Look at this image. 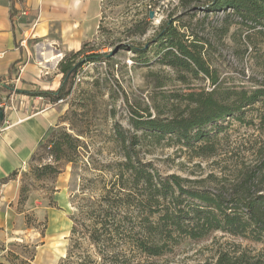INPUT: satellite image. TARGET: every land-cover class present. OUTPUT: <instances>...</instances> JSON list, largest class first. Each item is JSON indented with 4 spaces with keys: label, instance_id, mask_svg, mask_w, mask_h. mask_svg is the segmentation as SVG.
Masks as SVG:
<instances>
[{
    "label": "rangeland",
    "instance_id": "374dc122",
    "mask_svg": "<svg viewBox=\"0 0 264 264\" xmlns=\"http://www.w3.org/2000/svg\"><path fill=\"white\" fill-rule=\"evenodd\" d=\"M211 1L157 0L150 10L153 16L149 14L141 23L148 26L142 34L133 32L132 28L145 16L146 0H84L80 11L65 20L41 17L39 12L25 10L17 16V21L28 27L25 32L21 29V33L30 47L31 61L40 68L37 77L42 82L32 89L17 84L12 101L11 92H0V99L6 97L10 106L11 122L38 112L41 115L10 131L16 145L22 141L33 144L30 157L23 161L18 173L21 186L28 188L27 199L16 208L17 217L23 219L14 220L16 227L11 241L0 240V250L5 251L10 264H59L69 249L73 253L65 264H78L77 249L84 248L95 255L96 246L89 231L72 237V228L77 224L81 230L83 224H90V220L82 218L81 206L85 208L90 205L88 199L96 200L103 195L104 186L114 177L116 163L123 159L115 124L131 128L134 133L131 114L155 115L160 110L162 116H170L178 108H184V103L173 106L167 95L213 88L208 76L180 72L161 61L159 54L148 62L139 59L129 49L130 43L144 44L169 21L189 40L199 39L204 44L203 56L222 88L228 91L264 86V31L258 32L262 27L248 28L238 23L239 18L230 9L209 10ZM74 38L81 41L73 43ZM85 42L88 43L86 54L94 49L111 52V58L85 63L71 94L63 101L51 102L31 93L45 89L42 86L47 82L53 85L60 74L57 89L62 81L59 62ZM44 50L54 51L58 59L42 62ZM49 111L54 114V120L45 130L42 113ZM75 111L73 121L67 120ZM263 113L264 100L247 107L241 118H227L223 131L211 133L215 134L212 142L216 146V153L211 156H197L195 150L181 146L175 137L157 142L143 136L142 131L136 132L140 138L136 152L151 160L163 176L174 173L195 180L188 184L199 189L227 191L238 170L250 168L257 156L264 154ZM56 125L66 126L72 134L80 133L82 146L73 154L74 162L59 163L60 174L37 179L33 168L52 160L43 144L47 133ZM223 251L246 254L251 257L250 262L264 264V242L221 230L202 238L183 237L160 256L137 254L133 264H214Z\"/></svg>",
    "mask_w": 264,
    "mask_h": 264
},
{
    "label": "trees",
    "instance_id": "16d2710c",
    "mask_svg": "<svg viewBox=\"0 0 264 264\" xmlns=\"http://www.w3.org/2000/svg\"><path fill=\"white\" fill-rule=\"evenodd\" d=\"M146 1L145 16L133 25V32L142 34L148 30L141 23L157 0ZM10 5L13 15L14 0H10ZM208 9L224 12L230 9L239 18L238 23L248 28L261 26L258 32L264 31V0H212ZM189 39L172 22L165 21L161 30L144 44H129L139 59L148 62L153 57L157 59L159 54L161 61L180 72L208 76L213 88L167 95L173 106L184 103V108L176 107L179 111L170 116H162L160 110L155 115L131 114L134 133L131 128L115 124L124 156L116 163L114 177L104 186L103 195L96 200L88 199L89 206H81V216L90 220V224H83L81 230L75 224L72 237L89 231L96 250L93 255L84 248L77 249L78 264H133L137 254L160 256L183 237L202 238L217 230L264 242V154L257 156L250 168L241 167L231 187L224 191L199 189L188 184L195 180L174 173L163 176L151 160L143 159L136 152L140 141L136 132L142 131L143 136L155 138L157 142L175 137L177 143L195 150L197 156L214 155L216 146L212 139L223 131V122L227 118H241L247 107L264 100V86L228 91L222 88L203 56L204 44L199 39ZM87 44L63 56L58 64L62 81L56 90L40 89L31 93H38L51 102L65 100L85 63L111 58V52L94 49L86 54ZM72 114L67 119L71 122L77 111ZM261 120L264 123V113ZM80 135L72 134L63 125L50 129L43 145L49 149L52 160L36 165L32 170L34 177H55L62 172L59 163L74 162L73 154L82 146ZM16 173L12 172L9 177ZM27 191L23 185L21 204L27 199ZM77 243L78 239L76 247ZM235 252H220L214 264H261ZM72 253L69 249L59 264H65Z\"/></svg>",
    "mask_w": 264,
    "mask_h": 264
},
{
    "label": "crops",
    "instance_id": "0c3cea01",
    "mask_svg": "<svg viewBox=\"0 0 264 264\" xmlns=\"http://www.w3.org/2000/svg\"><path fill=\"white\" fill-rule=\"evenodd\" d=\"M82 1L84 0H14V10L17 13L12 15L10 0H0V52H3L0 58V84L2 85V91H10L14 83L21 85L25 89H32L42 82L37 77L40 68L37 63L31 61L30 47L21 33V29L25 32L28 27L23 22H18L17 16L25 10L26 12H39L41 17H64L63 20H65L66 17L73 16L80 11L83 5ZM20 40L21 43H19ZM80 41L81 39L74 38L73 43L77 42L78 44ZM70 49H74V46ZM41 57L44 59L42 55ZM60 76V74H57L53 85L47 82V85L42 86V88L56 89L59 85ZM38 113L31 114V116L23 120L12 122L9 128L0 133V240L3 242L11 241L16 227L14 220L20 218L16 215L18 214L16 208L22 187L18 173L23 168V161L26 162L33 151V144L29 145L25 141L16 145V138H14V134H10V131L13 127L27 120L41 116ZM53 120L54 114L52 112L42 113V122L45 130L52 125ZM12 172L17 173L10 178L9 175ZM20 219H23V216ZM1 263L10 264L4 250H0Z\"/></svg>",
    "mask_w": 264,
    "mask_h": 264
},
{
    "label": "built area",
    "instance_id": "2783aa9c",
    "mask_svg": "<svg viewBox=\"0 0 264 264\" xmlns=\"http://www.w3.org/2000/svg\"><path fill=\"white\" fill-rule=\"evenodd\" d=\"M2 55H3V52H0V58L2 57ZM1 91H2V85L0 84V92ZM16 92H17V84L14 83V85L11 87V89L9 91V93L11 94V95H9V100H11V101L13 100ZM38 97H41V96H38ZM60 101H63V99L59 100V102ZM9 107L10 106L8 105L6 97L2 96L0 99V109L3 110V119L2 120L0 119V133L3 132L4 130H6L7 128H9V126L12 124V122L9 119V115H8ZM36 112H38V111H36Z\"/></svg>",
    "mask_w": 264,
    "mask_h": 264
},
{
    "label": "bare ground",
    "instance_id": "6f19581e",
    "mask_svg": "<svg viewBox=\"0 0 264 264\" xmlns=\"http://www.w3.org/2000/svg\"><path fill=\"white\" fill-rule=\"evenodd\" d=\"M42 55L45 58V61H43V62L54 61L55 59H57V56H58L55 53L50 52V51H48V52L45 51V52L42 53ZM40 64H42V63H40Z\"/></svg>",
    "mask_w": 264,
    "mask_h": 264
},
{
    "label": "water",
    "instance_id": "95a60500",
    "mask_svg": "<svg viewBox=\"0 0 264 264\" xmlns=\"http://www.w3.org/2000/svg\"><path fill=\"white\" fill-rule=\"evenodd\" d=\"M150 16H153V12L151 11ZM0 119H3V110L0 109Z\"/></svg>",
    "mask_w": 264,
    "mask_h": 264
}]
</instances>
